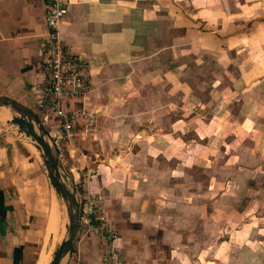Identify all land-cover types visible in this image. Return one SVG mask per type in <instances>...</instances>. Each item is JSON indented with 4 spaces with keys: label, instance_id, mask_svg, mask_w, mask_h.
I'll return each instance as SVG.
<instances>
[{
    "label": "crops",
    "instance_id": "0c3cea01",
    "mask_svg": "<svg viewBox=\"0 0 264 264\" xmlns=\"http://www.w3.org/2000/svg\"><path fill=\"white\" fill-rule=\"evenodd\" d=\"M44 3L0 0V95L35 112ZM261 5L260 0H68L60 35L85 58L92 79L91 91L74 104L94 112L98 126L80 148L78 161L69 145L55 137L52 142L74 184L86 172L84 199L98 193L105 217L117 226V264H173L172 243L183 226L178 223L190 222L196 212L189 187L177 186H190L196 168L209 158L216 160L210 175L219 182L238 166L219 161L239 154L223 143L213 149L210 141L218 139L213 138L217 132L198 134L188 127L211 118L196 107L210 90L232 94L238 105L244 92L264 80L239 81L243 69L237 65L245 42L263 40L251 31L257 23L264 26L259 12L254 14ZM191 100L197 103L189 106ZM49 117L44 127L51 138L57 118ZM7 118L0 117V264H34L45 245L51 260L59 239L51 244L48 216L42 222L39 184L56 188L49 178L38 181L36 158L20 145ZM216 136L223 140L220 132ZM163 203L179 211L172 225L162 216L169 208ZM48 207L50 213V201ZM192 229L188 225L187 231ZM103 255L96 232L79 223L63 264H105Z\"/></svg>",
    "mask_w": 264,
    "mask_h": 264
},
{
    "label": "rangeland",
    "instance_id": "374dc122",
    "mask_svg": "<svg viewBox=\"0 0 264 264\" xmlns=\"http://www.w3.org/2000/svg\"><path fill=\"white\" fill-rule=\"evenodd\" d=\"M260 1L262 5L254 14L259 12L260 17L264 19V0ZM257 24L251 28V31L259 32L263 40L256 41L257 36H255L253 38L255 41L245 42L237 61V65L243 69L239 81H246V83L251 82L250 79H264V26H261V23ZM229 76L226 78L227 82H231L235 74H229ZM207 81L209 85L210 80ZM244 93L243 98L238 100V105L233 104L232 94L226 91L221 93L216 88L209 91L208 99L202 97V93L199 94L204 100L202 104H196V107L205 117L211 116V118L208 121L203 119L192 122L188 130L193 133L194 131L202 132L203 129L220 132L223 140H219L217 133L213 134L214 139L218 138L216 141L213 139L210 141L214 144L213 149H217L223 143L224 146L230 147L231 151L237 150L239 156L229 153L220 157L219 161L222 164L238 166L234 170H228L219 182L214 174L210 175L213 169L211 165L216 160L209 158L202 164L203 167L196 168L190 186L186 184L177 186L186 187V190L189 187L188 190L192 192L193 198L195 197L196 212L194 218L189 219L190 222L178 223L180 226L183 225L182 227L175 226L178 233L176 234L177 242L172 243L175 247L173 264H264V80L260 81L254 90ZM195 103L197 102L191 100L188 105ZM11 114H14L13 110ZM9 115L8 110V117ZM215 117L218 120H215ZM242 118H244L243 121L240 120ZM9 126L10 131L12 130V133L19 137L20 145L29 149L31 155L36 158L33 173L36 174L38 181L42 178L48 179L43 159L36 148H33L30 137L17 133L13 125ZM53 138L51 136L50 139L53 140ZM75 146L80 148L79 144L75 143ZM241 147H244L243 152L239 150ZM68 148L70 149L71 146L69 145ZM78 154L83 153L78 150L73 152L72 157L75 161H78ZM206 156L210 157L207 154ZM65 169L69 174L68 165ZM86 176V172H82L80 178L75 179L74 186L80 205L85 201L82 187ZM64 179L69 186H72L68 178L64 177ZM39 185L41 193L39 199L44 204L42 222H45L46 216L49 217L48 201L55 197L60 215H65L66 221L62 230L65 233L68 217L62 196L53 186ZM204 193L205 196H203ZM97 194L93 195L99 196ZM50 202L52 205V201ZM163 205L169 207L170 204L163 203ZM164 211L167 212V216L162 215L167 221L165 222L167 225H172V219L179 211L171 207ZM188 225L193 226L194 229L187 231ZM116 229L118 230L117 226ZM63 232L60 238L55 236L51 239V243L53 244L54 239H59L60 243ZM58 246L59 244H56L52 254Z\"/></svg>",
    "mask_w": 264,
    "mask_h": 264
},
{
    "label": "built area",
    "instance_id": "2783aa9c",
    "mask_svg": "<svg viewBox=\"0 0 264 264\" xmlns=\"http://www.w3.org/2000/svg\"><path fill=\"white\" fill-rule=\"evenodd\" d=\"M67 4L68 0H45L44 3L46 33L38 51L41 89L36 112L43 125L49 124V115H54L57 124L53 125L51 135L60 142L65 141L71 150L80 151L75 143L94 135L98 119L83 105H73L75 100L82 101L91 91L92 79L85 58L61 38L60 25L67 12ZM79 223L96 232L103 244V262L117 264L119 249L115 242L119 232L105 217L100 196L85 198L80 205Z\"/></svg>",
    "mask_w": 264,
    "mask_h": 264
},
{
    "label": "water",
    "instance_id": "95a60500",
    "mask_svg": "<svg viewBox=\"0 0 264 264\" xmlns=\"http://www.w3.org/2000/svg\"><path fill=\"white\" fill-rule=\"evenodd\" d=\"M0 107L14 111V114L10 113L6 122L13 125L17 133L30 137L35 142L34 146L43 159L49 179L62 196L67 209L68 224L63 238L48 264H63L71 253L80 219V204L73 179L61 165L58 159V148L49 138L43 123L33 109L7 95H0ZM64 177L69 179L72 186L66 183Z\"/></svg>",
    "mask_w": 264,
    "mask_h": 264
},
{
    "label": "bare ground",
    "instance_id": "6f19581e",
    "mask_svg": "<svg viewBox=\"0 0 264 264\" xmlns=\"http://www.w3.org/2000/svg\"><path fill=\"white\" fill-rule=\"evenodd\" d=\"M0 117H8V112H7L6 108H2L1 109ZM32 143H33V145L32 144L31 145L34 148L35 147L34 146L35 142L32 141ZM50 201H52V205H51L50 213H49V217H48L47 230L49 232L53 233V237H55V236L58 237L63 232L62 230H63L64 224H65L64 221H66V220H64L65 215L64 216L60 215L61 213L59 212V209H58V206H57V201H56L55 197L52 200H50ZM59 230L62 231V232H60ZM50 256H51V249H50V247H47L45 245L39 251L37 259H35L36 261H35L34 264H48L49 261H50Z\"/></svg>",
    "mask_w": 264,
    "mask_h": 264
},
{
    "label": "trees",
    "instance_id": "16d2710c",
    "mask_svg": "<svg viewBox=\"0 0 264 264\" xmlns=\"http://www.w3.org/2000/svg\"><path fill=\"white\" fill-rule=\"evenodd\" d=\"M73 105H74V106H78V105L74 104V102H73ZM49 122H50V121H49ZM54 124L56 125L57 123L54 122ZM47 126H48V125H47ZM45 128L47 129V127H45ZM88 139H92V138H91V137H88V138H86V139H84V140H80V141H78V144H79V146H80L81 149L83 148V147H82V146H83V143H84L85 141H87ZM62 143L65 144L66 142L63 141ZM66 147H67V146H66ZM66 147H65V148H66ZM93 148H94V146H93ZM55 188H56V187H55ZM56 190L58 191L57 188H56Z\"/></svg>",
    "mask_w": 264,
    "mask_h": 264
}]
</instances>
